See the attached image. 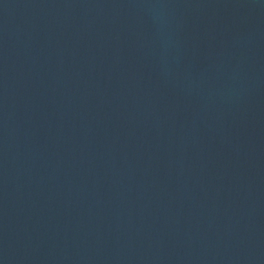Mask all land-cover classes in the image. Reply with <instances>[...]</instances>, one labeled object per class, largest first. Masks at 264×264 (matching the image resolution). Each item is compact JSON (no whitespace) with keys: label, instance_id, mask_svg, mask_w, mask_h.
Returning a JSON list of instances; mask_svg holds the SVG:
<instances>
[{"label":"water","instance_id":"1","mask_svg":"<svg viewBox=\"0 0 264 264\" xmlns=\"http://www.w3.org/2000/svg\"><path fill=\"white\" fill-rule=\"evenodd\" d=\"M0 264H264V0H0Z\"/></svg>","mask_w":264,"mask_h":264}]
</instances>
